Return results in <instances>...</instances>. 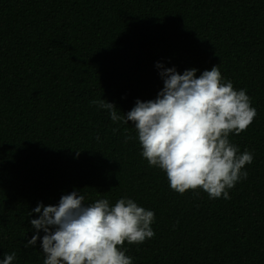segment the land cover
<instances>
[{
	"label": "trees",
	"instance_id": "16d2710c",
	"mask_svg": "<svg viewBox=\"0 0 264 264\" xmlns=\"http://www.w3.org/2000/svg\"><path fill=\"white\" fill-rule=\"evenodd\" d=\"M157 62L197 77L218 64L251 98L229 139L254 159L230 199L172 190L132 122L99 107L155 99ZM73 190L154 211V238L124 243L133 264H264V0H0V259L43 264L39 240L24 247L29 213Z\"/></svg>",
	"mask_w": 264,
	"mask_h": 264
},
{
	"label": "clouds",
	"instance_id": "9594fccd",
	"mask_svg": "<svg viewBox=\"0 0 264 264\" xmlns=\"http://www.w3.org/2000/svg\"><path fill=\"white\" fill-rule=\"evenodd\" d=\"M155 67L163 81L155 99H137L123 116L103 99L99 107L108 110L114 123L132 122L142 157L165 173L172 190L184 194L199 189L209 199H230L229 190L247 178L245 166L254 159L229 139L246 131L256 117L251 98L245 89L224 82L218 64L198 77L196 68L181 74L175 66L157 62ZM32 213L39 215L30 220L34 234L24 247L39 240L43 264H133L125 241L139 245L155 236L154 211L127 197L114 205L106 198L89 204L73 190L56 205L38 202ZM15 259V253L5 254L0 264Z\"/></svg>",
	"mask_w": 264,
	"mask_h": 264
}]
</instances>
